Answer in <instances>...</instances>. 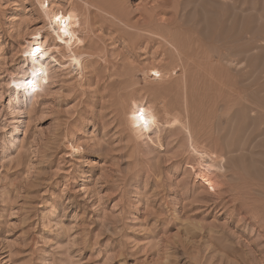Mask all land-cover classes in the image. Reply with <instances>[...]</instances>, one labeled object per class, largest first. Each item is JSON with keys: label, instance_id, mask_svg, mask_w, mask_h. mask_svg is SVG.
<instances>
[{"label": "rangeland", "instance_id": "obj_1", "mask_svg": "<svg viewBox=\"0 0 264 264\" xmlns=\"http://www.w3.org/2000/svg\"><path fill=\"white\" fill-rule=\"evenodd\" d=\"M87 1L103 10L92 9L85 41L97 57L83 74L67 57L49 58L57 68L29 88L36 78L20 48L45 22L36 0H0V264H264V0ZM105 11L135 27L160 19L163 33L196 32L206 52L245 58L244 86L239 70L227 71L235 90L227 89L243 94L230 113L223 98L212 113L206 77L194 78L196 129L223 115L213 134L229 161L214 193L185 173L180 133L162 131L161 148L153 134L152 143L131 132L116 94L122 86L111 83L119 76L109 69L137 74L161 60L164 47L128 41ZM173 19L181 24L165 23ZM135 94L149 100L144 90Z\"/></svg>", "mask_w": 264, "mask_h": 264}, {"label": "bare ground", "instance_id": "obj_2", "mask_svg": "<svg viewBox=\"0 0 264 264\" xmlns=\"http://www.w3.org/2000/svg\"><path fill=\"white\" fill-rule=\"evenodd\" d=\"M81 1V9L75 6L65 9L61 6L50 4L48 0H36L39 15L44 20L45 25L42 24L43 26L40 28L35 29L32 33H28L31 34L30 37L24 40L25 43L20 48L24 61L29 60L28 66L32 67L36 78L29 83V88L36 85V80L39 82L44 78L49 69L57 68V64L54 61H49V58L58 57V60H60L67 57L73 69L75 68V71L77 70L83 74V68L86 67L84 64L94 61L95 59L92 58L97 57L96 53L92 54L87 48V50L85 49L89 45L85 46L87 43L85 41H87L86 39H90L92 33L90 17L91 12H93L92 9L100 11V13L103 10L95 2ZM233 1L220 0L219 3L224 6L231 3V5L235 6L240 3L239 0ZM240 1L245 2L244 0ZM243 8V6L239 7L241 10ZM257 15L256 17L259 19ZM103 16L113 26L120 28L127 35L128 41L135 43L140 38L148 41L157 40L164 47L163 55L165 56L161 60L159 59L157 63L154 62L151 65L137 68V74L130 71L134 69L131 66H122L121 69L113 66L109 69L111 72L110 77L113 75L119 76V78L113 80L111 83L122 86V90L117 89L116 94L120 100L119 102L123 106L126 104L128 108L125 112V120L130 126L131 132L135 137L149 139L152 143L151 134H153L156 137L154 138L157 147L161 148L162 144L159 136H161L160 133L162 131L167 130L170 133L177 131L180 133V140L185 141L182 150V154L187 158L185 173L188 172L193 175L194 182L196 181L199 186L197 188H203L206 192L212 191L214 193L220 186L219 177H225L224 163L229 161V155L224 150L216 149L218 137L213 134V132L217 133L214 129H216V125L221 121L223 115L216 114L209 117L211 119L208 122L209 126L207 129H196L195 116L197 111L192 101L195 97L193 96V91L195 87L198 88L197 84L199 82L194 81V78L197 75L198 77L199 75L200 77L203 75L206 77L207 81L206 79L205 81L208 82L207 92L210 94H208L209 97L211 96L209 99L211 101L210 110L212 113L219 110V101L222 98L225 99V103L220 105V108L225 107L227 112L230 113L234 104H236V107L240 105L238 102L233 103V98L242 100L243 94L240 93L242 91L240 88V91L236 93L237 95L232 94L227 89L229 84L230 87L233 84L232 80L228 83L230 76L227 71L231 67H235L237 71L239 70L240 79L237 78L239 79L238 83L244 86L243 65L245 58H221L218 47L206 52L196 32L183 38H180V35H178L182 33L181 30L173 33L165 30V33H163L159 26L164 24V22L160 19L156 20L152 25L135 27L120 16L110 14L107 11L103 13ZM165 23L174 27L181 24L177 19ZM42 32L45 33V36L42 35ZM244 52H246L245 48L240 53ZM203 57L205 61L200 62V58ZM222 61L226 65L225 67L221 65ZM194 82L197 83L196 86ZM139 83L143 84L137 86ZM234 87L233 84L232 90ZM128 88L126 98L123 91ZM140 90L146 92L149 100L145 102L140 97H132L135 92ZM225 91H228L227 95H223L226 93ZM165 92L169 95L173 93L171 97L175 96L176 101L173 99V102H169L164 99L165 96L162 97V94H165ZM240 102L242 108V101ZM251 114L254 115V111H251ZM226 116H230V114Z\"/></svg>", "mask_w": 264, "mask_h": 264}]
</instances>
